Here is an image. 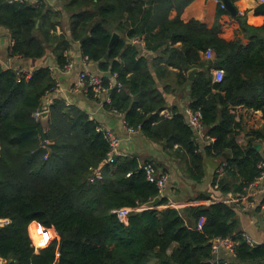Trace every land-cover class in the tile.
Segmentation results:
<instances>
[{
    "label": "trees",
    "instance_id": "16d2710c",
    "mask_svg": "<svg viewBox=\"0 0 264 264\" xmlns=\"http://www.w3.org/2000/svg\"><path fill=\"white\" fill-rule=\"evenodd\" d=\"M190 2L63 0L55 9L45 3L0 0V26L10 34L9 56L38 59L55 44L61 68L69 62L65 53L71 41H79L87 61L117 74L120 89L110 88L109 79L102 76L109 93L106 106L125 113V123L140 126L150 140L176 144L178 154L191 161L189 177L203 175L205 157L225 160L227 169L222 175L215 172L212 183L225 193L240 191L258 175L257 164L264 160V150L253 146L264 139V128L253 130L254 140L242 149L234 140L238 123L229 107L244 105L264 117V22L254 26L243 19L247 11L237 15L246 41L238 36L226 40L219 36L218 24L226 11L218 8L215 24L207 28L181 20ZM64 13L68 34H55L52 30L63 24ZM253 13L264 17V3ZM113 31L119 37L109 47ZM127 39L143 40L147 51L159 54L154 73ZM208 49L214 52L210 62L201 57ZM193 66L201 67L200 72L186 88V72ZM212 66L223 71L221 82L212 81ZM168 67L176 69V85L188 90L189 108L201 111L205 135L214 138L204 150H199L183 114L159 116L165 98L157 80L172 75ZM55 84L48 67L18 78L13 68L0 64V219H9L0 226L5 264H202L210 256L211 237L240 234L237 208L224 202L144 208L131 211L127 223L121 222L112 210L144 205L160 196L140 168L149 161L120 154L104 164L96 178L91 168L106 158L109 148L97 123L61 98L47 104L45 125L33 115L46 105ZM225 152L231 156L225 157ZM165 204L168 200L160 197L158 206ZM200 217L204 223L198 228ZM33 223L47 234L45 241L35 243L29 232ZM237 251L238 262L232 264L264 258V246L251 249L241 243Z\"/></svg>",
    "mask_w": 264,
    "mask_h": 264
},
{
    "label": "crops",
    "instance_id": "0c3cea01",
    "mask_svg": "<svg viewBox=\"0 0 264 264\" xmlns=\"http://www.w3.org/2000/svg\"><path fill=\"white\" fill-rule=\"evenodd\" d=\"M9 2L13 1L9 0ZM26 3L34 5L45 3L55 9H59L61 4H63V0H27ZM233 3L239 12L238 15L243 16L247 11L246 17L244 16L243 19H246L249 24L259 26L264 22V17L256 16L253 13V9L259 3L264 2H260L259 0H236L233 1ZM218 8L219 2L217 0H191V2L184 7L180 14V18L184 22L195 20L204 24L207 28H211L215 24ZM174 14L175 11H172L169 18H172ZM62 21L63 24L61 26L57 25L55 30H52L53 33L68 34V16L65 13ZM218 22L220 37L226 40H232L235 36H238L242 38L243 41H246L240 28V22L235 19V17L232 18L228 13H225L220 16ZM127 43L137 45L139 55L145 56L148 59L149 69L154 73L157 62L155 59L159 54L147 51L144 48L143 40L127 39ZM10 45L11 40L9 31L0 26V49L3 62H7L13 67L22 66L30 72L38 68L48 67L55 83H59L60 89L56 95L52 94L50 96V93L46 95L45 98L47 103L51 100L49 102V104H51L54 99L61 98L67 106H76L80 108L86 112L90 120H94L97 123V127L110 129L120 137L121 155L135 156L141 162L145 160L153 162L159 171L167 175L168 180L161 192V197L166 198L168 204L157 205L154 206V208L162 209L167 206L176 207V202L182 203V205H177L178 208L191 205H209L214 202H222L227 194L232 192L228 191L225 193L221 190V187L212 183L215 172L220 164L226 162L225 160L221 158L205 157L203 175L199 179L195 178V176L189 177L186 173V169L188 165H191V161L181 154H178L176 144L170 145L166 140L152 141L141 131L128 133L126 130L127 124L124 121L125 113L111 110L109 106L104 104L105 97L102 95L98 97L93 95L87 96L82 90L75 89L78 75L84 70L101 77L106 76L105 74L107 72L110 73V76L106 77L109 79L112 88H117L116 86L118 83L116 73L112 74L109 69L105 71L100 70L98 62L87 61L82 56L79 41H71V47L65 53L67 58H69V62L72 63V67L69 70L66 69V65L62 68L58 66L53 52L55 44L53 47L49 46L45 55L38 59L9 56L8 50ZM175 45H180V43H176ZM204 53L201 52L202 59L206 62H210V60L206 59ZM161 65L165 66L164 63H161ZM2 66L5 67L4 64ZM193 67L198 68V71L201 68L198 66ZM168 70L172 75H166L157 80V87L163 92L165 98V105L160 110L159 116L171 119L175 114L181 113L184 115L186 124H188L187 112L190 109L189 103L191 98L186 88L190 84L189 78L187 77L188 82L186 88L182 90L181 87L176 85V79L173 76V72L176 71V69L168 67ZM198 71L196 73H198ZM221 71L220 68L210 67L209 72L213 82H219V73ZM120 87L118 89H120ZM55 96L57 97L54 98ZM229 110L234 114L235 122L238 123V125L233 127L234 140L244 149L250 144L247 141V137L252 136V131L264 128V117H262V112L260 110L255 111L244 105H231ZM192 132L199 145V150H204L209 143L214 141V138L211 136L205 135V137L202 138L198 135L196 136L194 131ZM258 142H260V140ZM261 149L264 150V146H262ZM225 153V157L231 156L230 152ZM103 162L104 160L91 169L94 170L99 166L102 167L104 165ZM181 176H183L184 179H182ZM256 199L261 201L264 199V194H258ZM144 208L145 206L141 205L140 210ZM236 214L242 231L255 239L264 240V209H261L257 204L254 208L247 210H238L237 208ZM2 220L3 219H0V225L4 224ZM203 223L204 221L202 225ZM33 230H35L36 233L42 231L36 223H33L29 227V232ZM41 242H43V240H41ZM234 262L237 263L238 259H235ZM240 264H264V258L250 259Z\"/></svg>",
    "mask_w": 264,
    "mask_h": 264
},
{
    "label": "built area",
    "instance_id": "2783aa9c",
    "mask_svg": "<svg viewBox=\"0 0 264 264\" xmlns=\"http://www.w3.org/2000/svg\"><path fill=\"white\" fill-rule=\"evenodd\" d=\"M10 1L18 2V3L27 2V0H10ZM259 1L264 2V0H259ZM219 8L224 9V5L221 4L220 2H219ZM204 55H206L207 60H212L214 58V52L212 49L206 50ZM0 64L1 65L4 64L5 65L4 68H13L18 74V78L28 77L32 74V72L28 71L22 66L13 67L7 62H3L1 49H0ZM71 67H72V63L68 62L66 64V69L69 70L71 69ZM215 78L217 79L216 75ZM222 79H223V71L219 73V82H221ZM120 86L121 84L117 83V87ZM110 88H112L111 85ZM59 89H60L59 83L56 82L55 87L50 91H48V93H50V96L52 94L56 95ZM75 89L82 90L85 94H87V96L90 94V91L92 92L91 95L93 96L98 97L99 95H102L105 97L104 99L105 101H107L109 97L107 87L104 86L102 77L93 74L87 70L81 71L79 73ZM56 97L57 96H55L54 98ZM47 104L49 103H46V105L42 109L35 110L33 115L36 119L41 118V114L44 109L47 110ZM110 109L113 110L114 112H118L115 109L112 108ZM187 119H188V126L192 129V131L195 132V135L196 136L198 135L202 138L205 137L206 127L202 120L201 111L199 109L197 110L189 109L187 112ZM97 130L102 132L103 138L108 143V147H109L104 161L106 163L113 162L114 158L117 155L121 154V150H120L121 139L110 129L97 127ZM126 130L128 133H135L137 131H140V126L134 128L132 126L126 125ZM260 141H264V139ZM262 146H264V142H262ZM100 167L101 166L94 169L93 171L94 176L96 178H99L101 175L99 171ZM227 167L228 164L226 162H223L218 167L216 173L218 175H222L224 171L227 169ZM140 168L145 172L147 180L155 183V185L159 189L161 196V192L168 180L167 175L159 171L158 168L155 166V164L152 162L144 163L143 165H141ZM257 168L259 170V173L253 179V181H251L247 186L243 187L242 190L227 194V196L222 200V202L230 205H234L235 207L238 208V210L251 209L254 208L257 204L261 209H264V199H262L261 201L256 199V196L258 194H264V160L258 162ZM130 174L131 173H128L127 176H130ZM140 208L141 205L137 207L122 206L112 210V212L116 214L117 218L121 222L127 223L129 213L134 210H140ZM176 208H178L177 205ZM2 221H4V224L9 223V219L7 218L3 219ZM203 221H204L203 217H200L199 220L197 221L198 228L202 227ZM241 243L246 244L251 249L259 246H264V240L255 239L244 231H241L240 234H238L237 236H213L209 239V245H210L209 261L211 262V264H231L237 258V254H238L237 250L238 247L241 245ZM0 264H5V262L2 260L1 257H0Z\"/></svg>",
    "mask_w": 264,
    "mask_h": 264
},
{
    "label": "water",
    "instance_id": "95a60500",
    "mask_svg": "<svg viewBox=\"0 0 264 264\" xmlns=\"http://www.w3.org/2000/svg\"><path fill=\"white\" fill-rule=\"evenodd\" d=\"M217 1L224 5V10H225L226 13H228L232 18H233V17H236V16L238 15L239 12H238L237 8L235 7V5H234V3H233V0H217ZM118 37H119V33H118L117 31H113V32H112V35H111V38H110V41H109V47L112 46L114 40H115L116 38H118ZM82 40H83V39H82ZM82 40H81V41H82ZM107 59H108V55L105 54V56H104V60H107ZM197 71H198V68H195V67L190 68V69L187 71V77L189 78V83H191V82L194 80V78H195V74H196ZM105 75H106V76H110V73L107 72ZM47 113H48V111L44 109L43 112H42V114H41V118H40V120H41V122H42L43 124H45V122H46ZM253 140H254L253 136H248V137H247V141L252 142ZM253 146L255 147V149H256L257 151H260V149H261V147H262V143H260V142H254ZM103 164H106V162L104 161ZM160 197H161V196L158 195V196L154 197L152 200L146 202V203L144 204L145 208H152V207H154V206H157V205L160 203ZM181 209H182V208H181ZM202 264H211V262H210L209 260H207V261H204Z\"/></svg>",
    "mask_w": 264,
    "mask_h": 264
},
{
    "label": "rangeland",
    "instance_id": "374dc122",
    "mask_svg": "<svg viewBox=\"0 0 264 264\" xmlns=\"http://www.w3.org/2000/svg\"><path fill=\"white\" fill-rule=\"evenodd\" d=\"M205 57H206V55H205ZM184 172V171H183ZM185 173V172H184ZM187 173V172H186ZM185 173V174H186ZM187 175V174H186ZM188 177V176H187ZM181 178L182 179H184V177L183 176H181ZM185 180H186V178H185ZM176 205H182V203H178V202H176L175 203ZM30 233H31V236H32V238H33V240L35 241V243H39V242H41V240H45L46 239V233L42 230L41 232H39V233H36L35 232V230H33V231H30Z\"/></svg>",
    "mask_w": 264,
    "mask_h": 264
}]
</instances>
